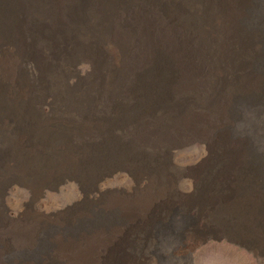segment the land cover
Listing matches in <instances>:
<instances>
[{
    "label": "bare ground",
    "instance_id": "obj_1",
    "mask_svg": "<svg viewBox=\"0 0 264 264\" xmlns=\"http://www.w3.org/2000/svg\"><path fill=\"white\" fill-rule=\"evenodd\" d=\"M215 1L191 0L193 18H222L220 28L210 27L207 44L198 37L192 55L198 60L191 64L183 28L167 7L173 0H0V196L6 187L34 178L52 176L53 181L40 180L51 190L65 179L96 178L103 162L94 150L99 138L92 136L91 123L100 117L103 155L109 136L122 159L117 169L134 172L144 184L139 204L146 213L143 219L128 213L126 225L135 229L142 221L149 227L154 214L169 209L167 199L152 196L156 175L144 166L194 137L211 152L226 149L224 135H211L208 122L225 113L222 106L232 96L226 83L242 87L255 80L251 44L242 42L245 34L230 21L239 11L237 0L208 7ZM85 53L92 78L71 89L66 72ZM202 82L209 85L205 93L197 90ZM98 103L101 113H95ZM135 109L142 125L136 126V117L128 135H112L108 117ZM69 244L62 243L59 257L56 252L51 258L79 264L97 259L94 244L83 250Z\"/></svg>",
    "mask_w": 264,
    "mask_h": 264
},
{
    "label": "rangeland",
    "instance_id": "obj_2",
    "mask_svg": "<svg viewBox=\"0 0 264 264\" xmlns=\"http://www.w3.org/2000/svg\"><path fill=\"white\" fill-rule=\"evenodd\" d=\"M224 1L216 0L208 7L219 9ZM171 4L167 7L175 13L174 22L183 28L190 63L195 64L196 42L200 38L207 44L210 27L221 24L220 28L222 18L217 16L208 24L202 15L193 18L190 11L196 5L191 0H173ZM235 4L239 11L230 21L238 25L241 37L245 34L242 42L251 44L248 53L255 80L243 88L226 83L224 88L232 96L222 106L225 113L208 122L211 135H224L227 148L211 152L194 137L145 165L156 175L152 196L161 195L172 205L154 214L149 227L139 221L134 229L126 225V216L136 214L142 218L132 215L135 219H143L146 212L139 203L144 184L134 172L117 169L122 159L115 154L109 136L103 155V126L101 118L97 122L94 116L92 136L99 138L94 150L103 162L96 178L65 179L51 190L40 182L53 181L52 176H46L3 190L0 264H79L51 258L61 252L62 243L79 250L94 244L97 259L89 261L93 264H264V0H237ZM236 44L240 46V41ZM89 56L85 53L67 70L69 88L77 89L92 78ZM194 82L196 87V75ZM208 88L203 82L197 84L201 93ZM99 103L95 113L103 110ZM68 110L71 113V108ZM135 110L108 117L112 135L124 138L136 117V126L142 125L140 110Z\"/></svg>",
    "mask_w": 264,
    "mask_h": 264
}]
</instances>
